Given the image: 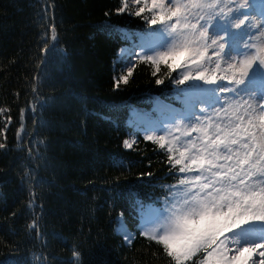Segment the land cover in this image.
I'll list each match as a JSON object with an SVG mask.
<instances>
[{
    "label": "snow or ice",
    "instance_id": "obj_1",
    "mask_svg": "<svg viewBox=\"0 0 264 264\" xmlns=\"http://www.w3.org/2000/svg\"><path fill=\"white\" fill-rule=\"evenodd\" d=\"M50 10L51 5L44 9L45 17ZM110 15L141 22L139 31L124 33L133 47L119 50L113 89L127 85L135 68L144 64L157 77L156 85L167 80L178 102L160 105L155 119L145 114L141 137L166 154L168 174L176 179L161 186L164 194L149 206L135 231L124 223V213L118 214L123 241L131 246L142 237L154 243L168 264H264V0H117L105 12ZM48 19L52 22L40 35L32 77L34 100L19 109L18 148L28 136L25 114L35 116L47 106L41 88L48 81L50 58L65 51L58 48L54 18ZM0 120L5 121L0 149H7L11 108L0 107ZM137 135L124 139L122 147L135 150ZM33 146L26 149L29 160L42 158L38 147L33 157ZM21 180L28 184L26 208L32 215L26 232L40 242L39 253L27 264H83L78 246L59 233L54 235L68 244L71 256L64 260L44 251L42 197L31 183L40 182L28 170ZM7 255L17 257L19 248L9 247ZM0 264L22 262L14 258Z\"/></svg>",
    "mask_w": 264,
    "mask_h": 264
},
{
    "label": "trees",
    "instance_id": "obj_2",
    "mask_svg": "<svg viewBox=\"0 0 264 264\" xmlns=\"http://www.w3.org/2000/svg\"><path fill=\"white\" fill-rule=\"evenodd\" d=\"M116 3L0 0V107L11 108L13 117L8 148L0 149V260L15 258L27 264L40 251V242L26 232L32 215L26 208L28 184L21 177L28 170L40 182L31 183L42 197L38 203L43 206L46 253L64 260L71 256L68 244L54 235L59 233L78 246L83 264H168L154 243L141 237L129 246L118 231L120 212L135 231L141 215L164 194L161 186L176 179L168 174L166 154L136 130L138 114L178 102L167 80L156 85L157 77L144 64L135 68L127 85L113 89L119 50L132 44L124 33L141 27L138 18L105 16ZM48 5L51 10L45 17ZM48 18H54L61 38L58 48L65 51L50 58L48 81L41 88L47 106L35 116L25 114L28 136L18 148L19 109L34 100L32 77L39 63L40 35L52 22ZM4 123L0 120V128ZM136 134L135 150H125L122 141ZM29 146L33 157L38 147L42 158L29 160ZM147 172L152 177L140 178ZM5 245L18 247L19 255L8 256Z\"/></svg>",
    "mask_w": 264,
    "mask_h": 264
},
{
    "label": "rangeland",
    "instance_id": "obj_3",
    "mask_svg": "<svg viewBox=\"0 0 264 264\" xmlns=\"http://www.w3.org/2000/svg\"><path fill=\"white\" fill-rule=\"evenodd\" d=\"M124 48H127V47H124ZM130 48H132V47H130ZM148 116H150L152 119H155L156 118V116L155 115H153V114H151V113H146ZM156 115H159V114H156ZM146 125H147V119H146V116L145 115H142L141 117H140V122H139V126H138V130L139 131H141V133L144 135L145 133H144V128L146 127Z\"/></svg>",
    "mask_w": 264,
    "mask_h": 264
}]
</instances>
